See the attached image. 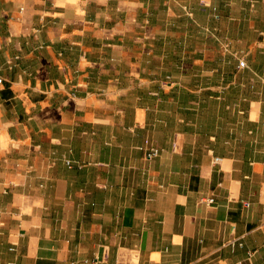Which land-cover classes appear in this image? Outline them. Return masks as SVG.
Listing matches in <instances>:
<instances>
[{
	"label": "crops",
	"instance_id": "crops-1",
	"mask_svg": "<svg viewBox=\"0 0 264 264\" xmlns=\"http://www.w3.org/2000/svg\"><path fill=\"white\" fill-rule=\"evenodd\" d=\"M0 77V264H264V0H0Z\"/></svg>",
	"mask_w": 264,
	"mask_h": 264
},
{
	"label": "built area",
	"instance_id": "built-area-1",
	"mask_svg": "<svg viewBox=\"0 0 264 264\" xmlns=\"http://www.w3.org/2000/svg\"><path fill=\"white\" fill-rule=\"evenodd\" d=\"M245 65V62L243 61V60H241L240 61V66H244ZM1 77H0V82H1ZM159 153V149L158 148H151L150 150H148L147 152H146V155H147V157H152V156H156L157 154ZM219 157H215L214 158V161L215 162H218L219 161ZM66 163L68 164V165H70L71 164V162L69 161V160H66ZM213 200H214V198L213 197H208V198H206V201L208 202V203H211V202H213ZM247 204V203H246Z\"/></svg>",
	"mask_w": 264,
	"mask_h": 264
}]
</instances>
